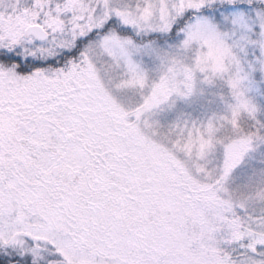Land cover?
Returning a JSON list of instances; mask_svg holds the SVG:
<instances>
[{"label": "snow or ice", "instance_id": "1", "mask_svg": "<svg viewBox=\"0 0 264 264\" xmlns=\"http://www.w3.org/2000/svg\"><path fill=\"white\" fill-rule=\"evenodd\" d=\"M0 264H264V0H0Z\"/></svg>", "mask_w": 264, "mask_h": 264}]
</instances>
